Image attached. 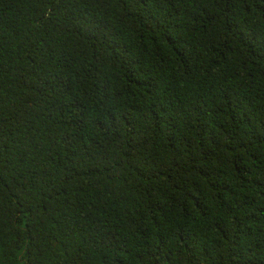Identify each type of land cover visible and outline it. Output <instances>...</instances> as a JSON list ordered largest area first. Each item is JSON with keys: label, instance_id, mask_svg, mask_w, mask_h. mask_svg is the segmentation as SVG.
I'll return each instance as SVG.
<instances>
[{"label": "trees", "instance_id": "16d2710c", "mask_svg": "<svg viewBox=\"0 0 264 264\" xmlns=\"http://www.w3.org/2000/svg\"><path fill=\"white\" fill-rule=\"evenodd\" d=\"M0 264H264V0H0Z\"/></svg>", "mask_w": 264, "mask_h": 264}]
</instances>
